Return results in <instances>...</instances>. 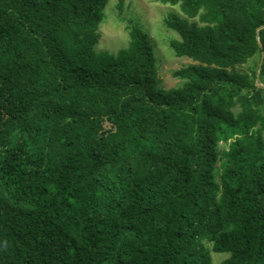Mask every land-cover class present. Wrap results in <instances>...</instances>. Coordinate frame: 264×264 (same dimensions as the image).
Returning <instances> with one entry per match:
<instances>
[{"label": "trees", "instance_id": "16d2710c", "mask_svg": "<svg viewBox=\"0 0 264 264\" xmlns=\"http://www.w3.org/2000/svg\"><path fill=\"white\" fill-rule=\"evenodd\" d=\"M110 1L0 0V264H264V0H159L168 90Z\"/></svg>", "mask_w": 264, "mask_h": 264}, {"label": "rangeland", "instance_id": "374dc122", "mask_svg": "<svg viewBox=\"0 0 264 264\" xmlns=\"http://www.w3.org/2000/svg\"><path fill=\"white\" fill-rule=\"evenodd\" d=\"M171 13H179L186 19L179 6L162 4L159 0H111L106 8L105 21L100 28L102 39L96 49L117 55L130 46L131 37L127 25H140L154 40L161 87L167 90L177 87L181 81L173 76V72L194 62L188 57H177L169 45L171 39H180L178 34L166 28L165 20ZM255 62L239 67L238 70L249 72ZM262 108L264 112V106ZM228 257V253H213V264H222Z\"/></svg>", "mask_w": 264, "mask_h": 264}, {"label": "water", "instance_id": "95a60500", "mask_svg": "<svg viewBox=\"0 0 264 264\" xmlns=\"http://www.w3.org/2000/svg\"><path fill=\"white\" fill-rule=\"evenodd\" d=\"M262 29H264V27L260 28V29L258 30V32H260ZM261 59H262V58H261ZM258 69H260V65H259V68H258ZM256 86H259V87L264 88V86H263V85H259L258 82H256Z\"/></svg>", "mask_w": 264, "mask_h": 264}]
</instances>
